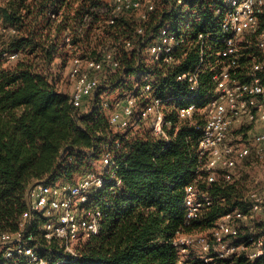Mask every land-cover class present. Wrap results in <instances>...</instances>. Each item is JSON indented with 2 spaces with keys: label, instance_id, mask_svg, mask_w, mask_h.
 <instances>
[{
  "label": "trees",
  "instance_id": "obj_1",
  "mask_svg": "<svg viewBox=\"0 0 264 264\" xmlns=\"http://www.w3.org/2000/svg\"><path fill=\"white\" fill-rule=\"evenodd\" d=\"M155 1L146 20L129 13L117 15L111 23L107 0H0V230L17 229L30 183L73 181L108 151L114 164L103 170L104 183L91 194L102 210L99 231L78 245L76 256L59 264H264V216L245 220L249 224L237 220L238 233L231 239L247 248L260 239L259 256L251 259L244 251L218 254L212 229L227 213L249 212L248 188L241 178L225 180L221 169L215 180H207L205 158L197 152L204 113L182 119L173 108L191 101L201 108L214 93L212 76L223 62L218 55L223 37L212 0H202L186 12L173 0ZM192 10L196 17L187 19ZM185 22L189 27L183 31ZM165 23L183 34L171 63L151 60L142 42L153 39ZM139 24L143 34L136 33ZM262 31L264 10L231 70L234 80L248 81L256 75L264 82V55L255 44ZM128 40L131 47L126 46ZM106 51L114 53L118 67L87 108L74 107L61 87L70 59H100ZM254 54L262 63L258 70L253 69ZM196 67L199 88L192 91L177 76ZM146 83L150 94L164 101L167 139L154 136L140 117L126 128H115L108 119L112 105L102 107L101 95L110 91L136 95L143 103L148 97H141V87ZM189 184L208 193L211 202L198 220L186 223L182 201ZM193 231L208 233L207 252L189 255L191 246L182 251L173 244L177 232ZM51 250L52 260L62 258L57 244ZM21 259L1 264H18Z\"/></svg>",
  "mask_w": 264,
  "mask_h": 264
},
{
  "label": "built area",
  "instance_id": "obj_2",
  "mask_svg": "<svg viewBox=\"0 0 264 264\" xmlns=\"http://www.w3.org/2000/svg\"><path fill=\"white\" fill-rule=\"evenodd\" d=\"M186 12L188 7L195 6L202 0H173ZM209 1V0H208ZM112 17L133 13L139 21L147 19L155 9V0H110ZM210 7L219 21V33L223 37V47L218 51L223 62L213 72L215 89L213 95L204 101V126L198 140L197 152L205 158L203 171L208 181L216 178V172L224 171L223 178L230 181L238 163L250 156L252 151L256 156L264 152V82L253 75L248 81H236L231 77V70L238 64L242 47L247 38L259 26V15L264 10V0H212ZM194 9V8H193ZM189 18H195L197 13L192 10L187 13ZM188 21V20H186ZM188 22L181 29L187 30ZM170 24L159 27L156 36L151 40L143 39L145 54L151 59H162L167 63L174 61L172 52L183 40L182 33H176ZM137 34L144 33V27L138 25ZM202 38V34L198 35ZM70 37H65L68 47H71ZM131 40L126 46L131 47ZM256 47L264 55V31L256 37ZM5 54V53H4ZM9 58H15L10 54ZM254 60L253 69L258 70L262 63ZM202 60V58H201ZM201 62H199L200 64ZM118 60L113 52L106 51L100 59H87L73 56L69 63V76L73 82L70 102L74 107L83 105L84 100L93 95L100 86L99 72L108 68L113 71L118 67ZM177 78L185 82L192 91L199 88L198 67L180 73ZM149 83L142 85L141 97H148L139 103L140 97L126 94L115 100H102V107L112 105L108 119L115 128L130 126L135 117L146 120L154 136L167 139L165 120V104L159 97L150 94ZM179 118L191 119L200 108L194 101L173 107ZM250 128L244 132V140L240 139L244 126ZM114 160L108 151L101 159L102 167L111 168ZM103 170L87 169L73 181H35L30 183L25 192L26 209L19 217L17 229L14 231L0 230V264L7 260L22 257L18 264H59L66 257L76 256L78 245L94 236L100 228L101 208L95 204L91 194L104 183ZM105 172V171H104ZM119 183V181H117ZM251 201L248 213L233 211L223 215L213 227L211 239L217 244L220 256L246 252L249 258L259 256L262 241L256 240L252 247L243 244H233L231 239L237 235L236 221H245L261 212L264 203V190H249ZM211 202L208 193L189 184L185 187L182 201L186 223L199 219L205 206ZM194 242L200 244L205 253L210 248L206 236L191 237L189 234L177 232L173 244L185 250ZM57 244L61 250V259L52 260L51 246ZM206 260L208 258H205ZM180 264H186L180 261Z\"/></svg>",
  "mask_w": 264,
  "mask_h": 264
},
{
  "label": "rangeland",
  "instance_id": "obj_3",
  "mask_svg": "<svg viewBox=\"0 0 264 264\" xmlns=\"http://www.w3.org/2000/svg\"><path fill=\"white\" fill-rule=\"evenodd\" d=\"M107 1H110V0H107ZM0 33H1V26H0ZM113 71H110L108 70V68H106L105 70L100 71L98 73L99 78H100V85L104 84L105 82L110 81V76L112 75ZM61 87L65 92L71 94L72 89H73V82L69 76V67L65 70L64 75L62 77ZM122 96H125V95H118L116 92L114 93L110 91V92H104L101 95V99L102 100L104 99L115 100ZM91 98H92V95L89 98L87 97L84 100L83 102L84 108H87L90 105ZM198 111L204 113V107H201ZM236 132H238V130L235 131V134ZM242 132H243L242 135L239 137L240 139L244 140V137L246 136V134L244 135L245 131H242ZM93 169H95L96 171H101L102 169H105V167H102L101 162L95 161L93 164ZM234 178H241L242 181L245 182L248 188V191L249 190H257V191L264 190V152L262 153L261 156H256L255 153L252 151L250 156L241 160L238 163L234 171V176L232 179ZM263 216H264V213L262 211L253 214L254 219H261L263 218ZM250 222L251 221H244V223L246 224H249ZM189 235L195 238L201 235L206 236L208 235V233L206 234L200 231H193L189 233ZM190 246L191 248L189 249V252H190L189 255L199 254L202 252V249L199 243L194 242Z\"/></svg>",
  "mask_w": 264,
  "mask_h": 264
},
{
  "label": "water",
  "instance_id": "obj_4",
  "mask_svg": "<svg viewBox=\"0 0 264 264\" xmlns=\"http://www.w3.org/2000/svg\"><path fill=\"white\" fill-rule=\"evenodd\" d=\"M46 182V181H45Z\"/></svg>",
  "mask_w": 264,
  "mask_h": 264
}]
</instances>
